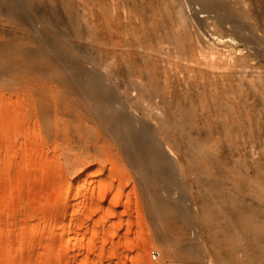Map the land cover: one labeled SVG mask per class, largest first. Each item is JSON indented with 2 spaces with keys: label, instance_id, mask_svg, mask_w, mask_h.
<instances>
[{
  "label": "rangeland",
  "instance_id": "1",
  "mask_svg": "<svg viewBox=\"0 0 264 264\" xmlns=\"http://www.w3.org/2000/svg\"><path fill=\"white\" fill-rule=\"evenodd\" d=\"M104 2L0 0V264H264L261 97L249 99L251 109L240 105L241 114L242 107L248 114H242L241 123L226 113L231 122L223 125L213 107L203 110L194 101L191 114L175 110L179 122L162 131L169 106L177 95L193 93L194 78L183 61L157 58L153 75L167 93L127 108L132 123L156 132L177 173L171 191L164 190L166 179L150 180L158 195L171 196L173 203L149 206L120 140L125 130L105 126L90 101L102 96L97 88L104 76L118 87L114 98L123 105L145 86L141 76L130 75V64L121 62L107 35ZM181 4L209 41L199 29L212 18L186 0ZM236 6L245 10L244 20L264 45V0H239ZM237 47L242 53L250 49ZM258 54L252 60L257 73L264 72V57ZM89 81L94 87H87ZM101 98L97 103L109 112L111 102ZM186 124L187 135L180 128ZM197 135L200 150L193 146ZM65 218L70 226L62 229ZM191 243L197 244L195 252ZM152 249L159 251L156 260Z\"/></svg>",
  "mask_w": 264,
  "mask_h": 264
},
{
  "label": "bare ground",
  "instance_id": "2",
  "mask_svg": "<svg viewBox=\"0 0 264 264\" xmlns=\"http://www.w3.org/2000/svg\"><path fill=\"white\" fill-rule=\"evenodd\" d=\"M102 1H105L103 4V8L108 12L106 17L108 20L107 24L109 25V31H107L109 39L112 40L113 45L119 48L118 52L121 62H123L124 64L126 63V65L130 64V68H132L130 71V75L134 77L139 75L138 78L141 76L145 82V86L143 90L138 89V94L135 99H131V97L128 99V101H126L127 105H123L122 103L116 101V99L114 98L118 87L115 86L109 78L104 76L103 80L99 79V81L101 80V82L103 83L102 86H100L101 90L97 88V93L101 91V93L99 94H101L103 97L105 96V98H107L109 102H111L112 107L108 112V109L106 110V107L101 102L98 101L97 103V98L102 97L98 95L96 100L90 99V101H95V105L97 106V108L95 109L96 111L94 110L95 112L93 111V113L96 115L98 113L99 115V112H101V122L104 123L105 126H112L111 129L113 130V132L119 130L120 128L125 130L119 135L120 140H122V142H126L125 148L128 152L130 160L136 168L137 174L139 175L138 179L141 180L139 182H141L140 184H142L144 188L142 189V191H144V194H146L147 203L149 204V206H157L158 208H161L164 205L173 203V199L170 201V199L168 198H170L171 196H168V198H162V195H158L159 183L157 181L158 189L155 190L156 187L154 186V189L152 188V186L157 184H152L151 179H166L168 183H164V190L166 189L167 191H171L172 188H174L175 186L177 187L174 178L177 173L175 172V168L171 166L169 157L164 151H162V145L160 141L157 140L158 138L155 137L156 132L149 128L147 125L139 126L133 122L135 124L134 125L132 121L135 119L130 117L131 114L130 116L127 114V108L130 106V103H132V105H136V103L140 102V100H151V97L154 94L156 96L160 94L158 96H161V93L162 95H164L163 92L167 93L166 91L168 88L165 89L164 87H162L156 79L158 77H154L153 75L154 71H156L153 69L155 67L154 64L157 58H161L163 56H173L181 62L183 61L182 67L185 68V72L188 75L191 74V76L194 78V80L192 79V77L190 78V80L192 79L194 82H190L194 88V90H192L193 93L190 94L192 97L188 93L187 95L185 93V96L182 97L181 95L173 94L177 95L178 98L180 96L183 100L178 101V98H176L177 100H174L175 102H179H177V107H175L176 105L173 104L174 101L171 104L172 106L169 104V108L171 109V116H169V118L166 117V120H162V131H167L166 129H168V127L170 129L171 124H176L177 115L174 113L175 110L183 112L184 117H186L191 114L189 112V110L191 109L189 108H191V106L193 105H196V102L198 106L203 108V110L207 109V111L212 112L211 109L213 107L215 114L218 113L220 118L224 120L223 125L227 126V123H230L231 120L230 122L227 121L228 118L226 119V113L235 115V117H233V120L237 123H241L243 122L242 114L247 118L248 114L245 113L247 112L246 105L251 106L252 101L250 102V98L258 99L261 97L260 100L258 99L259 101H262V103L260 104H263L264 102V72H255V69L256 67H258V65L256 66L254 62H252V60L254 61V59L256 58L255 55L257 53L261 54L260 57H264V45L262 42H260V36L258 37L260 39L256 38L255 35L257 34L254 33L255 30H252L253 26H250V24L247 23L248 21H245L247 19H245V10L241 8L242 5L241 7L236 6L239 0H186L188 4L193 5V8L194 5L195 7L197 5V12L204 13L206 18H212L209 22L206 23H204V21H199L201 25V29L199 30H202L201 33L202 35H204V37H207L206 34H208L207 40L209 41H206L203 37H201L197 29L198 27L196 28L197 30L195 29L192 24L190 15H185V13L183 12L181 0ZM13 5L15 6L14 1ZM106 10L104 12H106ZM194 15L196 17V13ZM221 17H224L223 19H225L223 22L220 21L222 20ZM203 30L206 32V34ZM218 44L219 46L221 45L222 49H219L215 46ZM237 45L246 46L248 47V49H252V51H250L249 49V51L242 53ZM239 51H241V53ZM71 68L73 67L71 66ZM71 68L68 70H71ZM112 72L114 73V71ZM71 73L73 74L74 72ZM78 73L81 74L80 72ZM78 75L77 78L80 76ZM131 79L132 78H130V81ZM134 79H137V77ZM184 80H186V78ZM189 81L187 82L189 83ZM144 82H142V84ZM187 82L185 81V83ZM90 83L92 82L89 81L88 86L87 84L86 86L88 88L94 87V83L89 86ZM137 83H139V81ZM190 83L188 86H190ZM96 86L98 87L99 85ZM188 86L184 88H187ZM190 89L187 88L186 91ZM183 91L185 92V89ZM180 92L182 94L184 93L182 92V90H180ZM192 94L196 95V98L193 97ZM239 95L241 97H238ZM163 97L165 100L166 97ZM171 101L172 99L169 102ZM194 101L196 102L194 103ZM88 103L92 104V102L89 101ZM165 104L168 105L167 102ZM240 105L246 106L242 107L244 108V110L240 108L241 110H243L242 112L245 111L242 114L239 110ZM192 114L193 117H195L194 112ZM190 116L192 117V115ZM190 116L188 117L189 119ZM138 120L139 119H137V121ZM185 120L187 121V119ZM178 122L179 120L177 121V123ZM180 123L183 124V122L181 121ZM193 126L195 125L193 124ZM186 127L183 125L180 126L181 132H184L185 135H187V133L189 132V126L187 128ZM102 128L105 129L104 127ZM192 128H190L191 131L193 130ZM196 133L198 134V132ZM181 134L185 138V135L183 133ZM186 139L188 140V136L186 137ZM192 139H190L191 143L193 141ZM200 142L201 141H199V137L197 135L196 142L195 144H193L195 149L198 148V150H200ZM178 186L180 185L178 184ZM161 189L163 190V187ZM167 191L166 194L169 193H167ZM160 216L161 215L158 214L156 215V218L160 219ZM69 226L70 220L68 218H65L61 224V228L67 229ZM191 244L193 246L192 250L193 252H195L197 249V244Z\"/></svg>",
  "mask_w": 264,
  "mask_h": 264
},
{
  "label": "built area",
  "instance_id": "3",
  "mask_svg": "<svg viewBox=\"0 0 264 264\" xmlns=\"http://www.w3.org/2000/svg\"><path fill=\"white\" fill-rule=\"evenodd\" d=\"M158 256H159V251L158 250L152 249L150 251V257H151V259L156 260Z\"/></svg>",
  "mask_w": 264,
  "mask_h": 264
}]
</instances>
